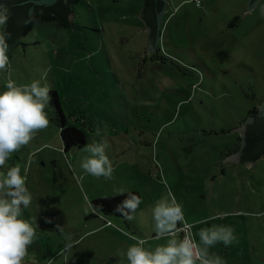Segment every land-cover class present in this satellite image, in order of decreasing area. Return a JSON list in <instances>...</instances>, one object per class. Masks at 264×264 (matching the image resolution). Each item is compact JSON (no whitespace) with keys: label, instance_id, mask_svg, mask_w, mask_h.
Instances as JSON below:
<instances>
[{"label":"rangeland","instance_id":"rangeland-1","mask_svg":"<svg viewBox=\"0 0 264 264\" xmlns=\"http://www.w3.org/2000/svg\"><path fill=\"white\" fill-rule=\"evenodd\" d=\"M200 1L167 0L155 53L143 0H81L70 26L39 23L14 45L0 92L9 78L40 80L51 97L48 127L0 169L19 165L32 195L21 218L36 237L24 264H127L131 236L148 238L150 249L166 243L152 220L164 197L182 205L193 235L213 224L234 230L230 246L209 249L225 264H264V155L251 170L223 166L242 150L233 131L264 104V0L249 13V0ZM53 92L87 145H106L111 179L83 171L85 147L64 151ZM120 190L140 195L132 220L93 211Z\"/></svg>","mask_w":264,"mask_h":264},{"label":"clouds","instance_id":"clouds-1","mask_svg":"<svg viewBox=\"0 0 264 264\" xmlns=\"http://www.w3.org/2000/svg\"><path fill=\"white\" fill-rule=\"evenodd\" d=\"M190 2L185 0V3ZM10 14L7 6L0 4V28L6 26ZM9 37L10 34L0 31V72H9ZM50 99L49 86L46 83L42 85L40 80L25 85H17L10 78L7 80L6 90L0 92V169L5 168L13 153L19 152L37 133L48 127L45 109ZM96 134L100 135L99 128ZM105 149L106 145L102 142L85 146L84 151L89 155L80 165L85 173L97 178H112L114 169ZM120 192L123 194V190ZM31 203L32 195L26 186V175H21L20 166L0 171V264H24L28 248L36 237L33 222L21 218L22 210ZM140 203L139 197L129 194L116 211L132 220ZM93 211L100 213L95 207ZM152 220L156 238H166V243L150 249L145 247L148 238L131 236L135 243L126 251L127 264H225L219 255L210 253L209 249L217 243L227 247L236 240L234 230L224 225L213 224L193 235L189 231L193 225L185 220L182 205L174 198L158 200L152 208ZM56 227L64 234V227ZM180 231L185 233L183 239L177 238ZM65 236L67 243L63 251H68L73 241L70 235ZM195 236L199 237L198 242Z\"/></svg>","mask_w":264,"mask_h":264},{"label":"water","instance_id":"water-1","mask_svg":"<svg viewBox=\"0 0 264 264\" xmlns=\"http://www.w3.org/2000/svg\"><path fill=\"white\" fill-rule=\"evenodd\" d=\"M260 0H249L246 12H251ZM144 8L140 18L145 21L147 35L149 37L148 51L155 53L158 36L159 21L165 10L163 0H143ZM10 10L7 32L10 37L7 43L10 48L8 57L13 52L14 45L18 43L21 28L27 24V17L31 14H52L60 21L70 26L72 16L70 15L66 0H0ZM242 136V150L227 159L223 166L228 163L240 162L247 170L259 161L264 155V104L258 107V113L252 116L244 125L242 130H235Z\"/></svg>","mask_w":264,"mask_h":264},{"label":"trees","instance_id":"trees-1","mask_svg":"<svg viewBox=\"0 0 264 264\" xmlns=\"http://www.w3.org/2000/svg\"><path fill=\"white\" fill-rule=\"evenodd\" d=\"M81 0H66V6L71 16H73V8L74 6L79 3ZM27 24L21 28L20 37L26 36L29 32H31L35 25L39 23L44 22H50V21H57L62 26L68 27L64 22L60 21L56 16L52 14H32L29 15L26 19ZM71 25V24H70ZM0 31L7 32V26H4L0 29ZM10 61V58H9ZM53 97L51 103L53 105H56V113L58 116V120L60 122V137L63 143V148L65 152H68L73 147L74 148H83L88 144L89 141V135L88 133L77 126L70 125L68 122L67 117L65 116L64 112L62 111L60 107V102L58 100L57 94L53 92ZM258 113V108H254L248 115V118H251L255 114ZM239 149V148H238ZM239 151V150H238ZM236 151V152H238ZM134 195L136 197L140 198V195L138 192H128L123 195H118L114 197H107V198H99L94 201L95 208L99 209L100 212H102L104 215H115L117 217H122L119 212L116 211V208L118 205L122 204L123 201H125L128 198V195ZM140 205V204H139ZM139 207L137 208V210ZM136 210V212H137ZM191 232V229H190ZM182 235V238L184 237L185 233L183 231L178 232ZM177 233V234H178Z\"/></svg>","mask_w":264,"mask_h":264},{"label":"crops","instance_id":"crops-1","mask_svg":"<svg viewBox=\"0 0 264 264\" xmlns=\"http://www.w3.org/2000/svg\"><path fill=\"white\" fill-rule=\"evenodd\" d=\"M164 1V3H165V11H168L169 10V4H167L166 5V3H167V0H163ZM170 17L172 16V13H170V15H169ZM155 51H156V49H155ZM102 227H107V226H102ZM102 227H100V229L102 228ZM99 229V228H98ZM97 228L94 230V231H96V230H98Z\"/></svg>","mask_w":264,"mask_h":264},{"label":"built area","instance_id":"built-area-1","mask_svg":"<svg viewBox=\"0 0 264 264\" xmlns=\"http://www.w3.org/2000/svg\"><path fill=\"white\" fill-rule=\"evenodd\" d=\"M194 2L198 5H201V1L200 0H194ZM190 231V230H189Z\"/></svg>","mask_w":264,"mask_h":264},{"label":"flooded vegetation","instance_id":"flooded-vegetation-1","mask_svg":"<svg viewBox=\"0 0 264 264\" xmlns=\"http://www.w3.org/2000/svg\"><path fill=\"white\" fill-rule=\"evenodd\" d=\"M32 15V14H31Z\"/></svg>","mask_w":264,"mask_h":264}]
</instances>
